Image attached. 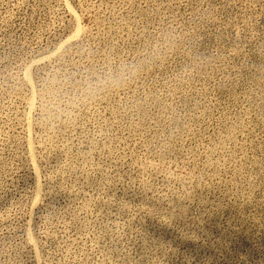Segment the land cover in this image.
I'll return each instance as SVG.
<instances>
[{"label": "rangeland", "instance_id": "374dc122", "mask_svg": "<svg viewBox=\"0 0 264 264\" xmlns=\"http://www.w3.org/2000/svg\"><path fill=\"white\" fill-rule=\"evenodd\" d=\"M0 264H264V0H0Z\"/></svg>", "mask_w": 264, "mask_h": 264}, {"label": "clouds", "instance_id": "9594fccd", "mask_svg": "<svg viewBox=\"0 0 264 264\" xmlns=\"http://www.w3.org/2000/svg\"><path fill=\"white\" fill-rule=\"evenodd\" d=\"M171 52V46H166ZM164 52L157 51L152 59L141 63H124L116 71H107L97 75L95 79L84 77L76 86L68 81H53L50 90V108L54 117L73 118L81 105L97 98L101 92L108 89L126 87L138 78L145 65L151 66L156 60H162Z\"/></svg>", "mask_w": 264, "mask_h": 264}]
</instances>
